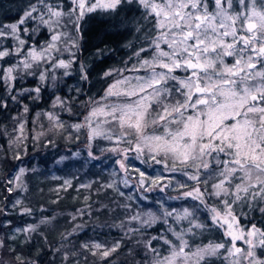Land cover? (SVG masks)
Instances as JSON below:
<instances>
[{
  "label": "snow or ice",
  "instance_id": "obj_1",
  "mask_svg": "<svg viewBox=\"0 0 264 264\" xmlns=\"http://www.w3.org/2000/svg\"><path fill=\"white\" fill-rule=\"evenodd\" d=\"M99 16L134 37L123 45L130 50L123 66L103 70L101 94L87 97L86 111L75 123L61 118L63 112L73 115L72 104L55 93L52 110L36 115L66 139L83 135L90 159H99L97 150L115 157L113 179L101 188L125 201L147 200L153 190H181L175 199L192 204L177 210L157 201V212L135 210L121 221L120 227L127 225L121 239L81 247L112 264L110 257L124 238L131 241L159 223L164 233L135 241L150 254L148 264H264V0H29L14 22L0 21V61L5 62L0 85L7 93L0 96V110L9 102L21 103L25 94L39 100L42 89L55 88L60 69V77H68L75 65L79 80L90 83L82 58L85 29ZM41 30L47 35L42 44L32 39ZM95 51L103 53L99 46ZM29 76L38 86L18 87ZM28 112L24 104L22 114L13 117V144L28 139ZM40 127L33 140L44 134L45 126ZM13 158L19 160V152ZM27 171L18 167L5 181V191L26 190L21 176ZM121 185L134 188L135 197ZM71 186L70 180L61 185ZM11 207L33 215L19 199ZM117 207L131 210L127 202ZM8 214L7 205L0 208V215ZM4 230L10 234L0 235V264H39L12 246L18 234L25 244L33 236L46 242L37 224L13 228L6 220L0 222ZM74 232L62 235L51 249L62 264H79L74 252L62 251Z\"/></svg>",
  "mask_w": 264,
  "mask_h": 264
},
{
  "label": "trees",
  "instance_id": "obj_2",
  "mask_svg": "<svg viewBox=\"0 0 264 264\" xmlns=\"http://www.w3.org/2000/svg\"><path fill=\"white\" fill-rule=\"evenodd\" d=\"M29 0H0V21L12 23L21 14V10L27 6ZM95 15V14H94ZM123 13L121 16L123 17ZM108 17L99 16L89 23L86 27L84 37L85 51L82 58L90 68V83L85 84L79 80L75 71V65L70 70L73 75L60 77L62 69L57 70V81L55 88L48 86L42 89L39 100L31 99L27 94L20 96L21 103L9 102L7 110H0V208L7 205L9 214L0 215V222L6 220L12 221V227H23L29 224H37L40 231L47 241L40 236H33L31 244L22 243V236L18 234V239L12 242L18 253H23L31 259L39 261V264H62L61 257L51 249L61 243L62 235L75 232L69 237L70 242H63L62 251L75 253L74 260L79 264H107L102 262L97 256H93L88 250L81 247L84 244L101 242L111 244L124 236L127 230L120 227L121 221L132 214V211L139 210L157 212L160 205L157 201H164L165 207L177 210L182 207H190L192 201L175 199L172 189H166L163 192L153 190L149 193L147 200H130L119 197L111 189L101 188L102 184L111 181L109 177L111 167V154L100 153L97 150V160L90 159L86 155L84 148V136L81 135L78 141L66 139L64 134L55 131H49L50 122L43 115L37 117V113L52 110L53 93L68 99L72 104V113H60L61 118L66 124H72L86 111L83 107L88 96L97 97L101 94L103 83L101 75L103 70L122 67V61L127 59L130 51L123 45L134 37L130 36L123 27H114L112 24H104L101 21ZM33 41H39L41 44L47 39L44 30H41ZM5 45L13 43L5 41ZM99 46L103 53L96 55V47ZM0 61V64H4ZM39 81L35 77H25L18 87L35 88ZM80 87V92L69 91ZM0 96H7L4 87L0 85ZM26 104L29 112L25 115L28 123L25 125L24 134L28 139L23 144H13L12 140L17 135L13 129L17 126L13 117L22 114V106ZM43 124V135L39 139L33 140L32 136L39 135L42 131L40 125ZM52 139L53 143H48ZM104 146L107 142H100ZM25 149V151H21ZM19 152L20 159L13 157ZM79 152L77 156L75 153ZM61 158H64L63 160ZM18 167L28 169L21 181L25 183L24 191L17 189L12 193L5 191V181L16 174ZM34 169V171H33ZM130 184H135L134 175ZM64 180L72 182L71 187L62 188ZM92 183L91 188H81L80 184ZM121 190L126 195L135 197L136 190L131 187L121 185ZM21 200L23 206L33 209V215L22 216L17 209H13L11 204L15 200ZM131 204V210L125 212L124 209L117 207V203ZM90 206V207H89ZM83 210L86 214H79ZM203 212V210H201ZM76 219L73 220L72 216ZM258 217V214H254ZM53 217L50 223L40 224L41 220ZM203 219V215H201ZM79 225V228L76 226ZM136 226V225H132ZM164 227L159 223L150 228H146L144 234L140 237H134L129 241L124 238L121 248L112 254L110 260L112 264H148L149 255L143 244H137L136 239L147 240L149 236H156L164 233ZM8 230L0 232V235H9ZM162 243V242H161ZM156 246L157 242L153 241ZM10 257H5L9 259ZM72 264V261H69Z\"/></svg>",
  "mask_w": 264,
  "mask_h": 264
},
{
  "label": "rangeland",
  "instance_id": "obj_3",
  "mask_svg": "<svg viewBox=\"0 0 264 264\" xmlns=\"http://www.w3.org/2000/svg\"><path fill=\"white\" fill-rule=\"evenodd\" d=\"M111 159H112V161H111V167H110V174H109V177L111 178V180L113 179V177H112V171L117 167V165H115L114 163H113V160L115 159V157L114 156H111ZM134 176H135V173H132ZM166 190V189H165ZM173 191H177V190H173ZM178 191H181V190H178ZM178 195V193H176V192H173V197H175V196H177Z\"/></svg>",
  "mask_w": 264,
  "mask_h": 264
}]
</instances>
